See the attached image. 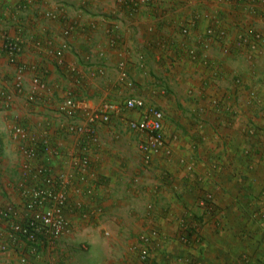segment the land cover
<instances>
[{
  "label": "crops",
  "instance_id": "1",
  "mask_svg": "<svg viewBox=\"0 0 264 264\" xmlns=\"http://www.w3.org/2000/svg\"><path fill=\"white\" fill-rule=\"evenodd\" d=\"M254 33L264 36V0H0V133L20 123L49 144L33 163L70 177L75 229L29 251V263L25 248L0 247V264H36L33 255L45 264H264V44ZM16 36L14 63L5 43ZM18 69L23 92L14 90ZM68 97L79 124L86 110L119 105L96 124L98 143L66 130L58 105ZM131 97L164 112L166 147L148 162L127 124L142 115L124 105ZM1 138L0 176L20 203L42 181L25 174L19 143ZM92 227L109 233L100 259L81 248L98 242ZM151 230L158 236L142 260Z\"/></svg>",
  "mask_w": 264,
  "mask_h": 264
},
{
  "label": "built area",
  "instance_id": "2",
  "mask_svg": "<svg viewBox=\"0 0 264 264\" xmlns=\"http://www.w3.org/2000/svg\"><path fill=\"white\" fill-rule=\"evenodd\" d=\"M186 33L187 30L183 29ZM208 35H217L215 30L209 29ZM253 39L264 44V36L260 33H254ZM22 38L16 36L6 40V50L10 61L16 62L17 56L22 52ZM190 57L197 58V51H189ZM23 71L17 70L14 79V90L17 92L24 91ZM122 79H126L127 73L122 70ZM41 80L34 77L31 88L26 94L30 102H36L39 98ZM7 100L11 96L6 94ZM124 105L128 109L139 110L142 112L141 117L128 120V127L143 136L140 148L148 162L153 156L161 153L166 147V136L164 132V112L153 105H146L144 99L140 97H131L126 100ZM119 105L106 103L99 109L86 110L85 124H79L71 119L75 118L79 105L72 97L64 99L59 105L58 110L69 119L66 124V130L72 134L84 135L91 142L98 143L99 135L96 124L98 122H109L112 113L119 110ZM11 137L19 143L20 151L25 157L24 170L25 174L33 175L41 184L24 192L23 204L13 202L0 203V218L8 224L7 241L1 245L2 249L12 247L16 250L24 249L21 260L23 263L30 262L29 251L36 253L40 245L56 243L58 241L71 237L74 232V225L71 219L66 215V206L68 202V193L65 189L69 176L65 172L51 174L47 166L41 163H33L38 155L39 148L44 145L45 150L50 146L45 141L38 142L31 139L27 128L20 124L11 125ZM81 161V160H80ZM88 163L83 159L79 165L84 167ZM210 197V196H209ZM201 204H205L202 201ZM109 234V233H106ZM158 233L151 230L141 235L142 247L139 256L142 260L150 257V245L156 239ZM36 264H45L38 256L33 255Z\"/></svg>",
  "mask_w": 264,
  "mask_h": 264
},
{
  "label": "rangeland",
  "instance_id": "3",
  "mask_svg": "<svg viewBox=\"0 0 264 264\" xmlns=\"http://www.w3.org/2000/svg\"><path fill=\"white\" fill-rule=\"evenodd\" d=\"M1 93H3V91H2V89H0V100H3V98H2V94ZM7 100V99H6ZM8 101V103L10 104V102H11V100H7ZM4 103H5V101H4ZM6 104V103H5ZM5 106V105H4ZM7 106V105H6ZM4 108V109H3ZM5 109H7L6 107H0V111H3V110H5ZM11 135V133L8 131V132H4V130L2 131V133H0V136L4 139V138H7V136H8V139H10L9 138V136ZM1 138V139H2ZM141 138H140V145H141ZM141 149V148H140ZM1 152V151H0ZM1 155V154H0ZM2 176V175H1ZM0 176V203H4V202H8V201H11L10 199H9V196L11 195V194H13V191L11 190V183L9 182V181H7L6 179H3L2 177ZM7 197H8V199H7ZM214 200V198H212L210 201L212 202ZM12 202V201H11ZM23 202L24 201H22V202H20V203H18V202H13V203H17V204H23ZM6 221L4 220V219H2V218H0V247H1V245L2 244H4V243H6V241H7V237H6V235H5V230H7V227H8V224H7V222L5 223ZM7 224V225H6ZM7 226V227H6ZM93 229H95L94 230V233H95V238L97 237V243H95L94 245H91V244H88V242H87V240H80V244H82L81 245V248L83 249H85V250H91V248L93 247V252H92V254L93 255H95L96 254V256H98L99 257V259L100 258H102L103 256H106V252L107 251H110L112 248V246H110V244H109V239L107 238V237H109V235H107V234H105L104 233V230L103 229H101V228H98V227H92ZM5 229V230H4ZM139 247H140V245H139ZM8 248H11V247H8ZM14 249V248H13ZM1 250H2V248H1ZM91 254V255H92ZM89 255H90V253H89ZM88 261V260H87ZM86 261V262H87Z\"/></svg>",
  "mask_w": 264,
  "mask_h": 264
}]
</instances>
